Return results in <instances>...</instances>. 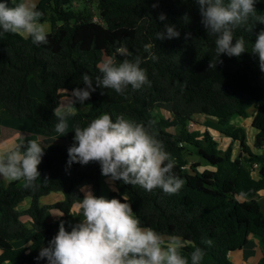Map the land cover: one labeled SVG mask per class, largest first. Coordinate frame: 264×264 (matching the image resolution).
Instances as JSON below:
<instances>
[{"label": "trees", "instance_id": "16d2710c", "mask_svg": "<svg viewBox=\"0 0 264 264\" xmlns=\"http://www.w3.org/2000/svg\"><path fill=\"white\" fill-rule=\"evenodd\" d=\"M19 2L9 0L10 6ZM79 2L83 8H78ZM93 5L92 0H39L40 19L52 26L47 44L37 46L21 34L0 38V135L5 120L33 119L36 131L52 136L58 122L54 109L73 89L84 87L83 74L93 80L100 76L105 57L119 65L139 56L150 85L140 90L129 87L124 95L97 88L83 104L76 102L77 110L66 118L69 147L76 127H86L105 113L114 120L123 116L142 123L171 154L173 173L183 179V188L168 195L159 188L147 192L115 181L116 190L108 199L126 197L142 226L165 238L182 237L183 255L201 247L205 253L202 264H231L229 255L245 247L251 235L264 247V209L259 195L264 189V153L254 152L245 129L232 124L236 116L248 118L254 107V146L264 148V72L259 58L250 53L264 25L250 22L251 33L237 29L235 36L244 37L249 52L240 57L222 55V62L210 68L211 61L216 63L214 38L208 37L194 0H96L98 13ZM256 9L264 12V0H258ZM161 13L167 16L165 22L158 20ZM185 15L190 18L187 23ZM95 16L100 21H94ZM164 23L174 24L180 37L156 40ZM146 45L158 60L148 58ZM32 83L41 96L32 94ZM83 105L87 108L81 111ZM157 107L171 115L157 117ZM201 115L214 118L232 139L225 150L208 129L189 127ZM167 128H174L175 134ZM234 141L240 143L237 156ZM190 146L209 168L202 170L201 161L189 164ZM68 159L63 146L52 143L38 166L41 181L37 186L0 179V264H47L46 259L37 260L40 249L49 245L61 222L69 230L72 208L84 196L81 189L90 187L94 195L102 196L104 176L99 163H74L69 168ZM254 164L260 166L259 178L253 174ZM57 191L64 194L62 201L40 204L42 196ZM27 198L31 204L20 210ZM53 209L61 213L59 221L49 220ZM23 217H29V223ZM25 238H31L29 246H14L15 240ZM209 239L210 246L203 243ZM257 264H264V255Z\"/></svg>", "mask_w": 264, "mask_h": 264}, {"label": "clouds", "instance_id": "9594fccd", "mask_svg": "<svg viewBox=\"0 0 264 264\" xmlns=\"http://www.w3.org/2000/svg\"><path fill=\"white\" fill-rule=\"evenodd\" d=\"M194 2L208 37L214 38L216 63L211 61L210 68L222 62V55L231 58L249 52L244 37H236L235 31L243 28L251 33L254 27L249 26L250 22L255 26L264 25V14H258L264 12L256 9L258 0ZM40 17L36 0H20L15 6H10L9 0H0V38L8 33L21 34L37 46L47 44L49 28ZM189 19L185 15L186 23ZM158 20L165 22L166 14L161 13ZM180 35L174 24L164 23L163 29L156 33V40L179 38ZM145 51L149 59L158 60L147 45ZM250 53L259 58L260 71L264 72V30L252 43ZM143 62L139 56L126 58L119 65L106 62L99 69L101 75L94 80L88 73L83 74L84 87L73 89L72 103L54 109L58 120L56 131L65 132L66 118L74 114L75 103L83 104L97 88L111 89L124 95L129 87L140 90L150 85L147 71L141 67ZM45 149L40 143L30 140L26 144L0 150V179L9 182L23 180L29 187L37 186L41 181L38 166ZM68 157L69 168L74 163L86 166L98 162L101 175L109 181L139 186L147 192L159 188L165 194L174 195L184 185L183 179L174 175L175 161L162 143L142 123L123 116L114 120L105 113L86 127H76ZM83 192L80 221L72 225L70 231L61 222L58 233L47 247L40 249L37 260L46 259L47 264H202L205 253L201 247L196 246L189 256L183 255V238L178 235L165 238L163 234L142 226L126 197L108 199L97 197L91 191ZM203 243L210 246L212 241L209 239Z\"/></svg>", "mask_w": 264, "mask_h": 264}, {"label": "crops", "instance_id": "0c3cea01", "mask_svg": "<svg viewBox=\"0 0 264 264\" xmlns=\"http://www.w3.org/2000/svg\"><path fill=\"white\" fill-rule=\"evenodd\" d=\"M11 1H15V0H11ZM38 1L39 0H36V3H38ZM44 22L48 25L49 32H51V30H52L51 23L49 21H44ZM67 97L72 98L71 96H67ZM255 112H256V110L252 114L251 119L249 118V120H250L249 125H248L249 130L246 131L247 132V140H248V143L252 147L254 152L264 153V148H257L254 146L256 130L252 126V121H253V117H254ZM201 116H204V115H201ZM205 117H207V116H205ZM197 119H198V117H197ZM244 119H247V118H244ZM235 126H239V125H235ZM218 127H219V125L216 128L211 127L210 130L212 131V129H213L215 132H218ZM242 128L245 129V126ZM203 129H207V128H203ZM215 132H211V133L217 139V137H216L217 133H215ZM65 134H67V135L69 134V125H67V128H66L64 133L56 132L52 136H55V137L56 136H62L63 137ZM222 134L225 135L223 132H222ZM43 136H46L47 138H51L50 140H53L50 144L58 142V140H54L55 139L54 137L43 135L42 133L36 131L35 127L33 125V119L5 120L4 123L2 124V129H1L0 150H3L6 147H13V146H16L19 144H26L30 140H34V141L40 143ZM224 138H226V139H223L222 141H219V142H222L221 148L225 150L229 146V144L231 143L232 139L230 137H224ZM40 144L42 145V143H40ZM50 144H48L45 148H47ZM233 146H234V151H233L234 156L239 155L241 152L239 141H234ZM259 169H260V166L258 165L257 168H255V170L253 172L255 178L260 177ZM4 182L8 183L9 181L4 180ZM19 185L24 186V185H26V183L23 180H21L19 182ZM84 189H83V191H84ZM111 190L114 191L113 187L111 188ZM259 195L261 196L260 202H261L263 209H264V189L262 191H260ZM63 199H64V194L62 192H59V191L52 192L48 195L42 196L40 198V204L41 205L54 204L58 201H62ZM30 204H31V199L27 198L19 205V209L24 210L27 207H29ZM72 212L74 215V219L69 224V230H71L72 225H75L76 223H78L80 221V219L82 218V214L80 211V204H78V203L75 204L72 208ZM60 217H61V213L58 210L53 209V210L49 211V220L50 221H59ZM23 220L25 222L29 223L30 218L27 217L26 220L25 219H23ZM73 222H74V224H73ZM13 244L15 247L29 246L31 244V238L15 240L13 242ZM0 253H1V250H0ZM263 255H264V251L262 249L261 240L257 236L251 235L249 237V243L245 247H243L241 250H238L236 252L231 253L229 255V258L231 260V264H257Z\"/></svg>", "mask_w": 264, "mask_h": 264}, {"label": "rangeland", "instance_id": "374dc122", "mask_svg": "<svg viewBox=\"0 0 264 264\" xmlns=\"http://www.w3.org/2000/svg\"><path fill=\"white\" fill-rule=\"evenodd\" d=\"M94 5H93V9L94 11L97 12L96 10V6H95V2L96 0H92ZM119 1H122V2H129L131 0H119ZM78 8H83V3L79 2V4H77ZM98 13V12H97ZM106 62H111L113 65V61L108 58V57H105V60H104V63ZM104 63L102 64V66L104 65ZM31 90H32V94L35 96V97H39L41 96V92L39 90H37V88L35 87V85L32 83V86H31ZM72 101L70 99V97H64L63 100H62V104L61 105H65V104H71ZM81 111H83V109L87 108L86 106H81L79 107ZM75 110H77V108H73V112H75ZM255 111V108L254 107H251L250 110H249V113H250V116L247 118V119H244L240 116H236L233 120H232V124L233 125H239L241 127H244L245 126V131L249 130L248 128V125H249V118L251 119V116L252 114L254 113ZM155 115L157 117H169L171 114L162 109V108H156L155 111H154ZM67 123H69V120L67 119L66 120ZM218 126L217 124V121L212 118V117H205V116H200L198 117L197 119V122L194 124V126L191 128V129H196V128H200V129H203V128H207L209 131L210 128H216ZM247 128V129H246ZM166 131H168L169 133H172V134H175V129L174 128H167ZM211 132H215L213 129ZM217 133L216 134V137H217V140L218 141H222L223 139H226L224 137H227L225 135L222 134V127H218V132H215ZM247 134V132H246ZM69 135V134H68ZM67 134H65L63 137L62 136H50V137H54L55 139L54 140H58V142H55V143H59L63 146L64 150L68 153V148H69V145H70V139H69V136ZM51 138H47L46 136H43L42 137V140L40 143H42V146L43 147H46L48 144H50L53 140H50ZM220 145L222 146V142H220ZM190 151L192 152L191 155L188 156L189 158V164L191 163H195V162H200L202 163V166L200 167L202 170L205 169V168H209L210 166L203 160L201 159L196 153H195V149L193 147H189ZM6 181V180H5ZM115 188V184L111 181H109V178L105 177L104 176V182H103V185H102V196L108 198L110 196V192L112 191L111 188ZM116 189V188H115ZM84 191H91V188L90 187H86L84 189ZM260 199H261V196H260ZM23 219H27V217H23ZM74 224V222H73ZM262 249L264 251V247L262 245Z\"/></svg>", "mask_w": 264, "mask_h": 264}, {"label": "built area", "instance_id": "2783aa9c", "mask_svg": "<svg viewBox=\"0 0 264 264\" xmlns=\"http://www.w3.org/2000/svg\"><path fill=\"white\" fill-rule=\"evenodd\" d=\"M94 21H100L99 17L95 16V17H94ZM193 126H194V123L191 122V123L189 124V127L192 128ZM257 166H258V164H254V168H253V169L257 168Z\"/></svg>", "mask_w": 264, "mask_h": 264}]
</instances>
